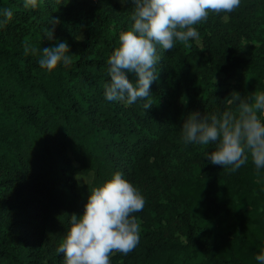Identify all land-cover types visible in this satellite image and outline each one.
I'll list each match as a JSON object with an SVG mask.
<instances>
[{
	"label": "trees",
	"instance_id": "16d2710c",
	"mask_svg": "<svg viewBox=\"0 0 264 264\" xmlns=\"http://www.w3.org/2000/svg\"><path fill=\"white\" fill-rule=\"evenodd\" d=\"M69 0H0L13 13L0 27V264H63L55 249L88 192L121 171L145 204L133 213L137 246L114 252L111 264H258L264 247V169L234 172L206 162L207 148L177 144L189 112L235 108L236 92L264 91V0H241L227 24H197L199 37L159 50L158 79L147 101H107V57L117 25H90L65 14ZM121 13L131 0H82ZM66 53L47 71L39 50L54 41ZM255 41H259L255 45ZM130 79L135 76L128 74ZM145 102L152 103L147 109Z\"/></svg>",
	"mask_w": 264,
	"mask_h": 264
},
{
	"label": "clouds",
	"instance_id": "9594fccd",
	"mask_svg": "<svg viewBox=\"0 0 264 264\" xmlns=\"http://www.w3.org/2000/svg\"><path fill=\"white\" fill-rule=\"evenodd\" d=\"M124 2V0H123ZM241 0H131L130 26L119 32L116 46L106 63L108 80L103 84L107 101L131 105L147 101L150 87L158 79L159 50H172L178 42L199 37L197 24L210 12H231ZM25 8L36 9L38 0H23ZM10 9H0V27L12 17ZM57 18L51 17L43 37L54 41L37 50L26 43L24 51L36 54L41 68L50 71L66 53L65 39L54 35ZM134 74L130 79L128 74ZM235 108L210 113L192 111L181 125L185 144L200 145L206 162L234 172L248 163L257 172L264 169V91L232 97ZM152 103L145 102L149 108ZM141 191L121 171L88 192L79 214L72 213L69 226L55 251L63 256V264H111L110 255H127L140 239L141 226L133 213L143 209ZM264 264V247L255 255Z\"/></svg>",
	"mask_w": 264,
	"mask_h": 264
},
{
	"label": "rangeland",
	"instance_id": "374dc122",
	"mask_svg": "<svg viewBox=\"0 0 264 264\" xmlns=\"http://www.w3.org/2000/svg\"><path fill=\"white\" fill-rule=\"evenodd\" d=\"M65 14L74 17L76 23L90 25L93 21V18L97 16H102L104 18L109 19L111 22L117 25H128L131 23L130 21V14L128 13H121L115 10H111L108 7L100 6V5H91L85 3L82 0H69L67 2V7ZM201 24L205 23L208 24L210 27L216 26L218 23L227 24L228 18L225 12L215 13L210 12L209 16L206 20L200 22ZM199 24V23H198ZM38 30H44L46 26H38L36 25ZM259 41H255V45H258ZM174 139L176 140L177 144H183V140L181 138V129L175 131Z\"/></svg>",
	"mask_w": 264,
	"mask_h": 264
}]
</instances>
